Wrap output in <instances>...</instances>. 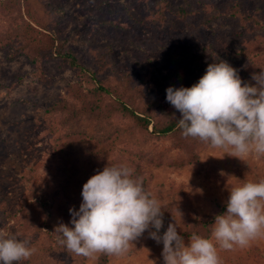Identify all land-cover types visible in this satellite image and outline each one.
<instances>
[{
	"label": "trees",
	"instance_id": "trees-1",
	"mask_svg": "<svg viewBox=\"0 0 264 264\" xmlns=\"http://www.w3.org/2000/svg\"><path fill=\"white\" fill-rule=\"evenodd\" d=\"M53 1L0 0V51L4 52V57L8 61L23 58L34 71H38L37 76L42 84H49L51 79L55 78L53 74L64 69L85 71L74 54L67 50L66 41L62 38V29L58 27L62 11L52 10ZM186 1L188 6L179 8L173 6L174 0H132L135 11L128 7L125 13L134 29L141 28L143 32H156L162 29L164 34L173 36V40L178 41L175 48L177 54L185 50L186 41L193 43L197 50L190 61L193 70L201 68L206 71L209 64L219 59L237 69L241 79L248 78L246 82L254 85L255 81L251 80L252 74L264 70V35H257L264 25L262 15L264 11L259 7L245 10L241 0H220L218 5L214 0ZM220 16L228 17L238 24L241 30L236 32L238 36L248 33L255 39L247 40L248 44L241 47L243 56L244 53H248L246 65L238 67L236 59L222 54L226 51L222 39L216 40L215 44V37H212L213 43L207 42L211 38L208 35L213 32L209 25ZM98 44L92 48V58L98 65L110 69L108 65H112L115 45ZM122 54L128 58L127 65L120 66V73L115 70L113 73V77L123 86L122 93H116L115 97L107 96L108 103L101 105L91 102L92 98L89 100L81 93V89L71 88L72 93L68 92L65 98L45 110L46 130L57 141V147L61 151L58 155L61 165L57 166L50 184L36 185L26 195L17 211L12 215L7 214L8 218L0 230L8 232L12 220L15 222L21 218L24 221L15 231L16 236L18 239L29 240L30 246L35 248L36 252L30 260L21 261L20 264H86L87 258L69 252L58 242V234L53 231L60 223L71 227L69 209H79L83 185L107 165L126 164L133 167L137 170L134 172V178H142L143 186L149 193L148 181L141 172L142 164H152L155 160L156 167L184 168L197 163L201 153L209 148L198 140L184 138L181 135V130L177 126L180 113L171 105L173 116L158 110L157 100L151 103L145 101L146 94L143 88L145 85L151 88L156 75L152 63L142 58L144 72L136 75L138 71L136 59L134 60L126 49ZM251 54L254 57H251ZM92 81V77L89 76V82ZM97 89L103 90L101 87ZM97 89L91 90L90 93L96 95ZM130 93L134 96H131L130 100L125 99ZM137 98L142 101L145 108L132 101ZM124 116L130 121L128 130L120 120V117ZM88 124L92 125L95 131L90 142H87L83 135L89 127ZM150 126L152 128L150 134L156 140L164 137L170 139L171 145L165 151L145 153L135 138L134 142L128 138L129 145L123 143L129 130L140 129L141 133L149 135L147 130ZM117 150L124 154L128 152L132 157L123 158L124 156ZM241 177L238 175V178ZM175 197L182 201L184 194L178 191L175 192ZM225 204L217 205L214 211L195 219L182 231L177 229L185 243L190 240L192 233L210 238L214 217L226 211ZM1 208L4 210V207ZM161 210L164 212L163 227L159 235H162L168 224L172 223L175 213L172 203L161 205ZM37 234L44 237L40 239L35 236ZM137 241L156 244L148 237L147 231ZM113 256L115 255L99 254L98 264H107Z\"/></svg>",
	"mask_w": 264,
	"mask_h": 264
},
{
	"label": "rangeland",
	"instance_id": "rangeland-1",
	"mask_svg": "<svg viewBox=\"0 0 264 264\" xmlns=\"http://www.w3.org/2000/svg\"><path fill=\"white\" fill-rule=\"evenodd\" d=\"M219 1L214 0L217 5ZM241 3L245 10L259 7L264 11V0H241ZM173 6L184 8L188 4L186 0H174ZM128 7L135 11L132 0H54L52 10L62 11L58 27L62 29L67 50L74 54L85 71L64 69L53 74L55 78L49 84L40 83L38 71H34L23 58L8 61L4 52L0 51V230L8 218L7 214L17 211L32 188L46 186L54 179L56 168L61 165L58 159L61 151L57 141L47 133L44 113L49 106L65 98L68 92L72 93L71 88L81 89V93L89 100L92 98L93 103H108L107 96L115 97L116 93L123 92L122 84L113 77V73L114 70L120 73V66L127 65L128 58L122 54L126 49L138 63L136 75L144 72L143 59L149 60L155 69L153 86L148 88L145 85L143 88L145 101L151 103L157 100V109L172 115L171 106L166 101V89L189 88L205 74L201 68L193 70L190 67L191 58L197 51L193 43L186 41L185 50L177 54L175 48L178 41L164 34L162 29L156 32L134 29L125 13ZM209 26L213 32L207 34L211 36L207 42L213 43L212 37H215V44L216 40L222 39L226 49L222 54L236 59L238 67L246 65L248 53L243 56L241 47L248 44L247 40L255 39L248 33L238 36L236 32H241L240 27L225 16L211 21ZM257 35H264V25ZM98 43L115 45L112 65H108L111 70L98 65L92 58V48ZM251 57H254L253 54ZM257 57L261 59L259 54ZM88 75L92 77V82H89ZM241 80L246 82L248 78ZM98 87L103 90H98ZM93 89H97L96 95L90 93ZM131 96L134 95L130 93L125 99L130 100ZM132 101L145 108L138 98ZM120 120L128 130V117H120ZM147 131L149 135L141 133L140 129H131L123 143L129 145L128 138L131 142L135 138L145 153L163 152L171 145L168 138L156 140L150 134L151 126ZM94 133L92 125H89L83 134L87 142L93 140ZM117 152L123 158L132 157L128 152ZM154 163L155 160L152 164H142L141 172L146 176L151 196L161 205H174L172 223L179 231L195 219L214 211L217 205L226 203L232 187L243 182L264 180V157H249L240 161L224 155L221 149L210 147L191 166L172 169L156 167ZM238 175L242 177L238 178ZM178 191L184 194L182 201L175 197ZM23 223L21 218L15 222L12 220L6 233L16 236L15 231ZM35 236L44 237L42 234ZM133 245L127 253L113 256L107 264H163V245L145 241H134ZM217 250L221 264H264V237L253 240L248 247L222 250L217 245ZM98 255L87 258L86 264H98Z\"/></svg>",
	"mask_w": 264,
	"mask_h": 264
},
{
	"label": "clouds",
	"instance_id": "clouds-1",
	"mask_svg": "<svg viewBox=\"0 0 264 264\" xmlns=\"http://www.w3.org/2000/svg\"><path fill=\"white\" fill-rule=\"evenodd\" d=\"M251 80L254 85L217 59L191 87L167 88L166 101L180 113L181 135L240 161L264 157V70L253 73ZM134 171L123 164L107 165L89 178L79 209H69L71 227L60 223L54 228L58 242L86 258L121 256L147 231L163 245V264H221L217 245L233 250L264 237V180L232 187L226 211L214 217L210 238L192 233L186 244L175 223L158 234L161 204L145 190L142 178H134ZM35 252L29 240L0 231V264H20Z\"/></svg>",
	"mask_w": 264,
	"mask_h": 264
}]
</instances>
